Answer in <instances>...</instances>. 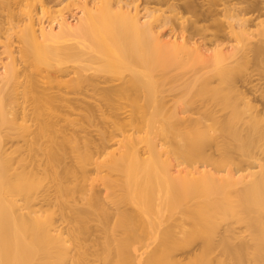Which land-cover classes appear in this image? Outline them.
Masks as SVG:
<instances>
[{"label":"bare ground","instance_id":"obj_1","mask_svg":"<svg viewBox=\"0 0 264 264\" xmlns=\"http://www.w3.org/2000/svg\"><path fill=\"white\" fill-rule=\"evenodd\" d=\"M49 1L0 0V264H264V0Z\"/></svg>","mask_w":264,"mask_h":264},{"label":"rangeland","instance_id":"obj_2","mask_svg":"<svg viewBox=\"0 0 264 264\" xmlns=\"http://www.w3.org/2000/svg\"><path fill=\"white\" fill-rule=\"evenodd\" d=\"M126 1V0H125ZM136 1V0H135ZM154 1V2H153ZM183 1L184 0H174V1H172V2H176V3H174V4H176L175 5V7L174 8H176L180 13H182L183 15H185V16H189V17H191V15L189 14V13H186V12H183V9H182V3H183ZM198 1V0H197ZM199 1H201V0H199ZM240 1V3H239V5H242V7L244 6L245 7V1H243V0H239ZM50 3H48V5L50 6V9L51 10H53V13H55V14H57L58 12H59V10H63L64 12V15L65 16H67L68 17V19H69V21L71 22V23H73L75 20H76V18H77V16L79 15V11H78V8H76L74 5L73 6H71L70 8H64L65 7V5H66V1L65 0H50L49 1ZM127 2L131 5V8H132V6L134 5H132V3H134V1H132V0H127ZM132 2V3H131ZM136 4H138L139 6H138V9L141 11L140 13H142L140 16H142L143 15V9H142V7H144V6H148V7H151V8H153V6L154 7H158V5H160V7L161 8H166V5H164V4H160V3H158L157 2V0H137L136 1ZM129 5V6H130ZM162 5V6H161ZM179 5V6H178ZM128 6V7H129ZM243 7V8H244ZM142 9V10H141ZM182 9V10H181ZM16 10V9H15ZM176 10V11H177ZM181 10V11H180ZM56 11V12H55ZM169 13V12H168ZM171 14V13H170ZM169 14V15H170ZM250 14H252V16H254L255 14H256V12H251ZM58 15V14H57ZM56 15V16H57ZM17 16H15L14 17V20L13 21H16L17 20V18H16ZM19 17V16H18ZM23 17H24V15H23ZM47 16H44L42 19H41V21H45L44 22V24H46L47 23V21L50 19L49 17H47ZM142 19H144V18H142ZM262 19H264V14H262V15H260V17L258 18V20H262ZM35 20L36 19H34V22H35ZM145 20H147V18H145ZM173 20H175V19H172V21ZM178 22H180V20H178V19H176ZM174 21V22H176L177 23V21ZM37 22H35V25H34V27H39V25H41L43 22H40L38 19L36 20ZM0 22H1V24H2V27H6V26H8V19H7V16H5V13L3 14V13H0ZM211 22V20H209V21H203L202 22V24H208V23H210ZM176 23H169V24H166L164 27H162V31L163 32H166L165 33V35H166V37H169V36H171V35H173V36H180L182 33H181V30H180V28H178L179 27V23H177V26H175L176 25ZM224 30V31H223ZM222 31H220V33L221 34H223V35H227V33H226V29H223ZM168 35V36H167ZM200 39V40H199ZM198 39V35L197 36H194V38H193V40H195V41H197L199 44H203L202 46L203 47H208V48H212V46L211 45H209L210 43L209 42H207L206 44L203 42V40L201 39V38H199ZM227 40V37H226V39L224 40V42H223V46H225L226 48H230L231 46H232V44L234 43V41L232 40H228V41H226ZM2 41H3V38H0V73H2L3 72V70H4V64H5V62H7V53L6 52H3V50H4V47H3V44H2ZM200 41V42H199ZM201 41L203 42V43H201ZM205 44V45H204ZM12 45H17V42H15V40L13 39V41H12ZM22 68V67H21ZM128 73V71H124L123 73H118V74H114L115 76H119V75H125V74H127ZM106 75V74H105ZM255 76V75H254ZM38 78L39 79H41V80H44L42 77H40V76H38ZM255 79V80H254ZM254 79H253V82L254 83H256V84H258V81L257 82H255L257 79H258V75L256 76V77H254ZM259 81H261L260 83H262V85H260V87L262 88V87H264V83H263V81L262 80H264V79H258ZM239 83H240V81H239ZM259 83V84H260ZM252 84V83H251ZM251 84H249L250 86H251ZM248 85V86H249ZM243 87H242V89L243 90H245V83H244V85H242ZM252 86H253V84H252ZM259 85H257V87H258ZM254 87H256L255 85H254ZM259 87V88H260ZM261 90V89H260ZM259 90V91H260ZM264 90V89H263ZM250 92V91H249ZM253 92V91H252ZM249 93V96L250 97H252V99H253V102L255 103V104H257L259 107H261L262 105V103H261V100L259 99V95H258V91H256L254 94L253 93ZM254 96V97H253ZM258 98L257 100H255V98ZM123 110L121 109L120 111H117V112H113V111H111V112H106V114L104 115V116H102V117H95L94 118V120H93V122L92 123H84L83 122V126H84V130L86 129L87 131H90V132H92V133H95V132H97L98 131V129H109V130H111L112 129V122L113 121H115V120H125V115L127 114V112L126 113H123L122 112ZM71 117H74V115H72ZM116 146V145H115ZM258 156H264V155H262V154H258ZM90 176L91 177H94V174L91 172V174H90ZM95 185H97V186H99L100 188H103V195L104 194H106V190L104 189V186H103V184H101L97 179H94L93 181H92ZM213 221L215 222V226L217 225L218 226V228L219 229H222V227L224 226V224L227 222V219L225 218V217H215L214 219H213ZM232 225H233V229H234V231H235V233L237 234V236H238V238H237V240H239V239H245V234H246V232H245V226H244V224L243 223H240V222H233L232 223ZM221 228H220V227ZM236 229V230H235ZM219 235V234H218ZM218 238V236L216 235L215 237H214V239H217ZM199 239H196V241L194 240V241H192L191 243H185V249H188V248H190V247H192L193 245H195V244H198L199 243Z\"/></svg>","mask_w":264,"mask_h":264}]
</instances>
